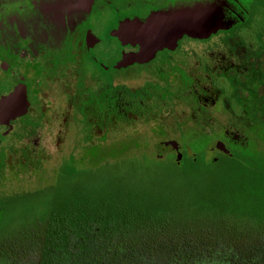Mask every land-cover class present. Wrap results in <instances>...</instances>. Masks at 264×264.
<instances>
[{
	"label": "rangeland",
	"instance_id": "rangeland-1",
	"mask_svg": "<svg viewBox=\"0 0 264 264\" xmlns=\"http://www.w3.org/2000/svg\"><path fill=\"white\" fill-rule=\"evenodd\" d=\"M108 23L97 15L90 26L103 39L93 53L110 66L118 58L119 50L116 39L103 33V25ZM231 32L237 34V39L262 41L264 47V0H259L249 19ZM224 38L229 37L216 33L204 42L183 37L175 51L159 55L148 64H133L120 70L109 67L102 71L83 57L84 75L112 80L113 85L125 91L122 98L135 99L131 91L143 87L154 91V98L148 99L147 107L127 112L125 118L114 115L111 125L101 131L97 128L96 135L87 142L82 139L85 129L80 126L79 149L90 159L80 161V173L78 176L77 171L72 189L63 191L64 197L59 194L50 207L48 197L41 194L10 206L7 214L12 227L6 228L8 224L3 228L0 224V253H12L14 249L18 252L27 246L30 233L39 234L43 222L67 216L76 219L85 214L106 219L116 215L120 204L129 203L166 211L177 221L193 218L198 226L208 225L205 222L214 227L225 226L234 219V229L243 228L245 223H258L263 228L264 144L258 137L264 134V120L260 119L264 107H252L248 112L245 107H222L219 103L215 107H196L194 96L173 91V85L191 74L192 81L199 84L211 82L205 76V63ZM215 85L228 87L219 78ZM198 121L217 127L235 122L238 134L250 140L246 150H239L221 136H212L207 146L197 142L194 136L201 132L194 129ZM172 141H178L185 151L180 161L174 162L170 152L157 158L158 150ZM14 144L13 139L4 143L5 157L13 156ZM215 145L228 148V153L212 152ZM213 156L216 158L212 159ZM54 162L56 159L51 156L40 161L39 167ZM2 173L3 185L9 187L11 165H5ZM21 175L34 177L27 169ZM64 203L70 207H63Z\"/></svg>",
	"mask_w": 264,
	"mask_h": 264
},
{
	"label": "flooded vegetation",
	"instance_id": "flooded-vegetation-1",
	"mask_svg": "<svg viewBox=\"0 0 264 264\" xmlns=\"http://www.w3.org/2000/svg\"><path fill=\"white\" fill-rule=\"evenodd\" d=\"M189 1L0 0V112L9 105L8 95L20 87L27 102L23 113L0 122V224L3 228L9 224V208L13 204L41 194L48 197L50 207L59 194L64 197L63 191L72 189L77 171L78 176L80 173V161L90 159L79 149L81 125L85 129L82 139L87 142L96 135L97 128L101 131L111 125L115 115L113 107H120L122 114H127V107H147L148 99L154 98V91L143 87L131 91L135 99L122 98L123 92L114 99L112 80L85 76L81 59L85 57L102 71L109 67L120 70L133 64H148L159 55L175 51L183 38L174 49L164 48L148 62L116 68L122 52L134 48L120 44L118 58L110 66L106 65L93 53L103 39L91 28L92 18L100 15L109 22L103 25V33L112 36L110 30L124 18L143 19L152 10ZM225 1L224 15L233 23L216 32L229 38L222 39L220 48L212 51L205 63V76L211 82L199 84L192 81L191 74L173 85V91L194 96L196 107H215L218 103L222 107H264L263 43L237 39V34L231 32L249 19L259 0ZM187 38L201 42L208 39ZM216 78L223 79L228 87L216 86ZM234 123L227 126H235ZM228 134L224 139L237 137L235 131ZM8 139H13L15 144L13 156L5 157L4 143ZM175 142L178 147L163 151L160 157L170 152L172 160L179 162L185 151ZM225 150L215 145L212 152L228 153V148ZM51 156L56 162L40 168V161ZM5 165L12 167L9 187H4L1 180ZM26 169L34 173L33 178L32 175L21 178V171ZM10 227L11 224L6 228Z\"/></svg>",
	"mask_w": 264,
	"mask_h": 264
},
{
	"label": "trees",
	"instance_id": "trees-1",
	"mask_svg": "<svg viewBox=\"0 0 264 264\" xmlns=\"http://www.w3.org/2000/svg\"><path fill=\"white\" fill-rule=\"evenodd\" d=\"M122 92L113 86L114 99ZM127 108L129 112L144 107ZM113 109L116 116L125 118L120 107ZM209 123L198 121L194 129L201 132L194 136L197 142L207 146L212 136L224 138L228 131H235L237 137L229 140L239 150H246L250 140L240 136L235 126ZM258 139L264 144V134ZM66 204L63 207H70ZM117 208L116 215L106 219L85 214L43 222L39 234L30 233L27 246L18 252H1L0 264H264V226L260 229L258 223L234 229L236 220L230 219L225 226L214 227L209 222L198 226L196 219L177 221L166 211L136 203Z\"/></svg>",
	"mask_w": 264,
	"mask_h": 264
},
{
	"label": "water",
	"instance_id": "water-1",
	"mask_svg": "<svg viewBox=\"0 0 264 264\" xmlns=\"http://www.w3.org/2000/svg\"><path fill=\"white\" fill-rule=\"evenodd\" d=\"M225 0H191L167 8L152 10L145 18H124L110 30L122 46H137V49L122 52L115 67L132 63H144L152 60L156 53L164 48L174 49L178 40L187 36L192 39H207L219 30L226 29L233 23L224 15ZM8 107L0 112V122L25 111L27 102L24 89L20 87L7 97ZM218 146V145H217ZM175 141L158 150L177 148ZM220 149L225 150L223 145Z\"/></svg>",
	"mask_w": 264,
	"mask_h": 264
}]
</instances>
